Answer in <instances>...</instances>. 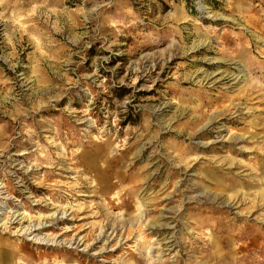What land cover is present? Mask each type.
Here are the masks:
<instances>
[{
    "label": "rangeland",
    "instance_id": "rangeland-1",
    "mask_svg": "<svg viewBox=\"0 0 264 264\" xmlns=\"http://www.w3.org/2000/svg\"><path fill=\"white\" fill-rule=\"evenodd\" d=\"M0 264H264V0H0Z\"/></svg>",
    "mask_w": 264,
    "mask_h": 264
},
{
    "label": "bare ground",
    "instance_id": "bare-ground-1",
    "mask_svg": "<svg viewBox=\"0 0 264 264\" xmlns=\"http://www.w3.org/2000/svg\"><path fill=\"white\" fill-rule=\"evenodd\" d=\"M13 222V221H12ZM42 223L39 221V222H37V224H36V226H35V224H30L29 223V225H27L26 227H24L23 229L22 228H20L19 229V231L20 230H22V232L24 233V234H27V235H30V234H32L33 232H35V230H39L40 228H42V226H44V225H41ZM37 240V239H36ZM35 240V241H36ZM44 240V239H43ZM51 240H53V241H55L53 238L51 239ZM37 242H40V240H38Z\"/></svg>",
    "mask_w": 264,
    "mask_h": 264
}]
</instances>
